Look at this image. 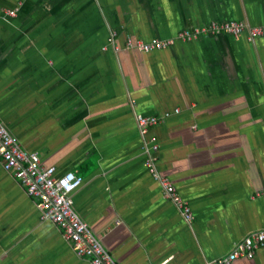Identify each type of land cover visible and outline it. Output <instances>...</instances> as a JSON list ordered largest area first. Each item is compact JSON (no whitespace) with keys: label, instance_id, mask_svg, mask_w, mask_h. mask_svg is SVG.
I'll return each mask as SVG.
<instances>
[{"label":"crops","instance_id":"crops-1","mask_svg":"<svg viewBox=\"0 0 264 264\" xmlns=\"http://www.w3.org/2000/svg\"><path fill=\"white\" fill-rule=\"evenodd\" d=\"M214 23L244 30L179 39ZM255 28L264 0H0V120L42 166L83 177L75 212L117 263L215 264L264 231ZM136 40L175 44L144 53ZM138 116L157 119L150 133ZM153 156L192 221L146 166ZM0 264H90L1 157ZM235 264H264V247Z\"/></svg>","mask_w":264,"mask_h":264},{"label":"built area","instance_id":"built-area-1","mask_svg":"<svg viewBox=\"0 0 264 264\" xmlns=\"http://www.w3.org/2000/svg\"><path fill=\"white\" fill-rule=\"evenodd\" d=\"M12 16L16 12H10ZM244 30V24L227 23L221 26L212 24L210 28L196 30L195 33L184 32L179 39L192 40L199 34H219L224 32L237 36ZM264 33V30L253 29L250 39ZM113 42V40H111ZM175 44V40L161 41L143 40L129 41L128 47L140 50L144 53L161 51ZM177 110L175 113H179ZM171 114L168 116L170 117ZM167 117V118H168ZM137 124L143 135L150 133V128L157 124V119L144 116L137 117ZM151 148L159 150V144L155 140ZM152 154V151L150 150ZM153 155V154H152ZM0 157L3 168L12 174L26 189L29 196L39 203L44 218L52 222L62 232L64 239L70 243L73 249L90 260V264H119L105 249L99 238L93 233L89 225L75 212L73 195L82 186L84 179L76 173L69 171L57 176L56 168L42 166L41 159L36 153L24 150L20 142L11 134L5 124L0 120ZM157 157L153 156L146 161L154 177L162 183L167 198L176 202L188 221L193 220L190 206L180 196L177 186L168 177L160 174L156 166ZM264 247V231L257 232L239 244L228 256L221 258L215 264H235L240 258L253 259L259 249Z\"/></svg>","mask_w":264,"mask_h":264},{"label":"rangeland","instance_id":"rangeland-1","mask_svg":"<svg viewBox=\"0 0 264 264\" xmlns=\"http://www.w3.org/2000/svg\"><path fill=\"white\" fill-rule=\"evenodd\" d=\"M159 149H160V146H159Z\"/></svg>","mask_w":264,"mask_h":264}]
</instances>
